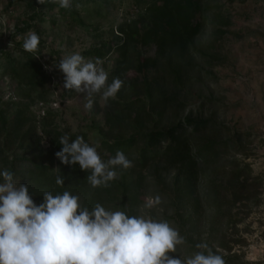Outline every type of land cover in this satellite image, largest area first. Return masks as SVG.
<instances>
[{"label":"rangeland","instance_id":"374dc122","mask_svg":"<svg viewBox=\"0 0 264 264\" xmlns=\"http://www.w3.org/2000/svg\"><path fill=\"white\" fill-rule=\"evenodd\" d=\"M205 1V26L193 48L196 65L189 72L184 86L186 92L182 94L183 98L187 96L188 102L184 110L171 108L168 115L171 121L189 115L209 118L217 123L218 137L224 140L233 137L235 142H228L234 145L228 148L225 157L203 166L198 185L202 207L192 220H189L193 216L190 208L182 209L174 197L175 169L169 168L165 160L156 161L144 170L146 186L136 215L167 220L178 229L186 239L178 248L183 255L198 251L197 243H207L222 257L236 255L233 264H264V0ZM149 5L150 1L77 0L75 15L71 11L64 13L57 6L45 9L50 18L47 21L28 24L26 18L33 11L25 1L0 0V39L6 50L22 59L25 35L35 32L41 40L36 57L50 76L44 87L45 98L37 97L42 88L20 89L16 78L1 76V68L0 93L5 101L31 104L44 148L49 146V138L43 131L42 118L50 111L49 121L66 133L74 132L79 136L85 133L91 146L100 145L107 130L104 120L107 101L95 94L92 111L85 110V93L64 89V74L56 65L64 55L77 52L86 60H92L91 56L84 55L86 50L114 40L119 26L125 22L149 16ZM222 16L229 18L231 24L224 26L227 33L219 37L215 30ZM131 51H135L133 46ZM154 52V48H148L145 53L153 55ZM208 54L216 57L211 59ZM117 55L118 50H114L101 60L108 75ZM40 102H44L43 105ZM235 146L240 153L235 151ZM17 151L21 154L19 149ZM232 160L249 174L251 186L243 198H235L227 190L228 166ZM156 167L162 175L156 174ZM11 168L12 165L0 161V171H11ZM14 178L18 183L28 184V179ZM2 179L0 177V182ZM157 195L162 201L159 205L151 209L143 207ZM32 198L38 203L36 194ZM104 207L118 210L114 202ZM177 212H181L182 217ZM179 252L170 255L179 257Z\"/></svg>","mask_w":264,"mask_h":264},{"label":"trees","instance_id":"16d2710c","mask_svg":"<svg viewBox=\"0 0 264 264\" xmlns=\"http://www.w3.org/2000/svg\"><path fill=\"white\" fill-rule=\"evenodd\" d=\"M23 1L33 11L26 18L25 23L28 24L47 21L50 18L45 9L59 6L54 3L40 5L38 0ZM149 1V16L125 22L119 26L114 40L104 41L84 52L85 56H91L95 61L97 58L103 60L112 51L118 50L108 83L117 77L124 82L116 98L107 101L104 110L107 130L97 151L105 162L118 150L123 151L133 166L129 169L116 168L118 178L111 181L109 187L91 188L86 181L89 172L81 170L78 163L65 165L56 157L55 153L63 147L59 138L67 135L71 142L78 134L66 133L50 122V111L42 118L43 131L49 138V146L44 148L43 135L38 132L31 104L5 101L0 93V161L12 165L14 176L22 181L28 179L30 194H36L39 199L37 205L43 202L41 192L48 190L62 194L67 190L78 195L81 204L90 208L96 203L105 206L114 202L118 210L136 215L144 194L143 187L146 186L144 170L156 161L165 160L169 168L175 169L172 190L180 207L190 208L193 216L189 220L200 212L202 200L198 185L203 166L225 157L228 148L234 145L228 142L235 140L233 137L230 140L218 137L217 123L209 118L189 115L171 121L168 114L171 108L184 110L187 105V96L183 98L182 94L186 92L184 86L189 72L196 65L193 48L205 26L207 3L205 0H136L137 3ZM76 2L71 0L70 9L59 8L64 13L71 11L75 15ZM218 21L220 25L215 32L222 37L227 33L224 26L230 25L231 21L223 16ZM148 48L155 49L153 55L145 53ZM36 54L25 51L22 59L13 56L0 39L1 76L16 78L20 89L34 91L42 88L37 97L44 99L47 93L44 87L50 76ZM207 56L211 59L216 57L214 54ZM82 136L88 143L87 134ZM235 151L240 150L235 146ZM17 162L25 165H18ZM228 167L227 190L235 198H243L251 186L249 174H246L245 168L238 166L236 160H232ZM154 170L157 175H162L159 167ZM58 175L64 179L63 187L55 183ZM180 213L177 212V215L182 217ZM222 258L225 264H233L236 255Z\"/></svg>","mask_w":264,"mask_h":264},{"label":"clouds","instance_id":"9594fccd","mask_svg":"<svg viewBox=\"0 0 264 264\" xmlns=\"http://www.w3.org/2000/svg\"><path fill=\"white\" fill-rule=\"evenodd\" d=\"M38 3H54L64 9L72 6L71 0ZM39 43L40 37L30 31L22 47L36 53ZM56 66L64 74V89L85 93L83 107L87 111L94 107L95 94L104 102L115 99L124 83L117 77L109 84L102 61L86 60L78 52L64 55ZM59 143L63 147L56 157L65 165L78 163L81 170L89 172L86 181L93 189L109 187L118 178L116 168L133 166L120 150L103 161L97 151L99 145L91 146L83 136L70 142L63 135ZM0 177V264H225L207 243H197L199 250L191 255L179 252L186 239L167 220L107 210L100 203L90 208L67 190L62 194L41 192L43 202L37 205L28 184L18 183L13 172L0 171ZM55 183L63 187L64 179L58 175ZM161 202L157 195L143 207L151 209ZM177 252L179 257L170 255Z\"/></svg>","mask_w":264,"mask_h":264},{"label":"built area","instance_id":"2783aa9c","mask_svg":"<svg viewBox=\"0 0 264 264\" xmlns=\"http://www.w3.org/2000/svg\"><path fill=\"white\" fill-rule=\"evenodd\" d=\"M44 102H40L41 105H43ZM41 110L43 111V113L45 114V108L41 106Z\"/></svg>","mask_w":264,"mask_h":264}]
</instances>
